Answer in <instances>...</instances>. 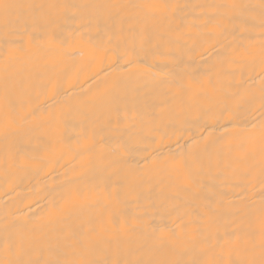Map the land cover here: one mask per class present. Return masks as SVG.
<instances>
[{"label":"bare ground","instance_id":"obj_1","mask_svg":"<svg viewBox=\"0 0 264 264\" xmlns=\"http://www.w3.org/2000/svg\"><path fill=\"white\" fill-rule=\"evenodd\" d=\"M0 264L264 259V0H0Z\"/></svg>","mask_w":264,"mask_h":264},{"label":"snow or ice","instance_id":"obj_2","mask_svg":"<svg viewBox=\"0 0 264 264\" xmlns=\"http://www.w3.org/2000/svg\"><path fill=\"white\" fill-rule=\"evenodd\" d=\"M0 7L4 9V11L7 13V10L12 7V5L9 4H0ZM264 247V245H262ZM9 264H12V262H9ZM27 264H41L40 261H28ZM43 264H62L60 260H51V261H45ZM137 264H142V262H137ZM244 264H255V261H249V262H244ZM260 264H264V259H261Z\"/></svg>","mask_w":264,"mask_h":264}]
</instances>
